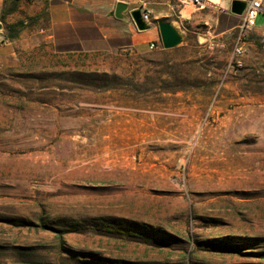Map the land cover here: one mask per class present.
Instances as JSON below:
<instances>
[{"label":"rangeland","instance_id":"374dc122","mask_svg":"<svg viewBox=\"0 0 264 264\" xmlns=\"http://www.w3.org/2000/svg\"><path fill=\"white\" fill-rule=\"evenodd\" d=\"M215 18L124 57L4 47L0 264H264V43L235 65L240 19Z\"/></svg>","mask_w":264,"mask_h":264},{"label":"crops","instance_id":"0c3cea01","mask_svg":"<svg viewBox=\"0 0 264 264\" xmlns=\"http://www.w3.org/2000/svg\"><path fill=\"white\" fill-rule=\"evenodd\" d=\"M10 0H0V25L24 20L25 17H36L34 28L27 27L15 38L11 39L6 31H0V52L10 54L11 48H4L11 43L26 45L27 38H76L81 46L77 52L86 53L95 44H112L118 56L129 53L148 51L152 43H161L160 30L157 22L167 19L178 28L184 37V24L215 25V15L224 14L237 17L230 12V4L223 0H213L220 3L218 10L198 11L186 8L183 16H179L178 0H19L17 10L6 12ZM118 3H125L130 10L141 9L150 13V29L138 30L136 24L127 13L125 19H118L115 15ZM239 18V17H237ZM219 21V20H218ZM37 41V40H35ZM167 50V49H165ZM170 50V49H169ZM106 51H113L107 48Z\"/></svg>","mask_w":264,"mask_h":264},{"label":"built area","instance_id":"2783aa9c","mask_svg":"<svg viewBox=\"0 0 264 264\" xmlns=\"http://www.w3.org/2000/svg\"><path fill=\"white\" fill-rule=\"evenodd\" d=\"M231 4L233 0H225ZM248 2V6L242 16L239 17L240 23L237 26V34L235 40V48L233 53V59L235 65L242 66V58L244 57V47L247 41L253 37L258 36L260 41L264 43V25L261 30H257V19L260 15L264 16V0H244ZM179 2V16H183V10L186 8L195 9L198 11L206 10H218L220 9V3L213 0H178ZM143 18L149 23L150 13L143 12ZM158 48V44L152 43L150 49Z\"/></svg>","mask_w":264,"mask_h":264},{"label":"water","instance_id":"95a60500","mask_svg":"<svg viewBox=\"0 0 264 264\" xmlns=\"http://www.w3.org/2000/svg\"><path fill=\"white\" fill-rule=\"evenodd\" d=\"M248 6V2L244 0H233L230 4V12L240 17L244 14L246 8ZM130 8L125 3H118L116 8V17L118 19H125V15L128 13L134 23L136 24L138 30L146 31L150 29V24L146 22L143 18V11L141 9H135L129 11ZM157 25L160 30L161 43L164 49H174L179 47L183 41L184 37L181 34L180 30L176 28L171 21L166 19H161L157 22ZM2 29V25H0V30Z\"/></svg>","mask_w":264,"mask_h":264},{"label":"trees","instance_id":"16d2710c","mask_svg":"<svg viewBox=\"0 0 264 264\" xmlns=\"http://www.w3.org/2000/svg\"><path fill=\"white\" fill-rule=\"evenodd\" d=\"M18 1H19V0H14V3H15L14 5H15V6L17 5ZM14 9H15V8H14ZM14 9L12 8V10H10V11H13ZM5 13L7 14V13H9V12L6 11ZM17 26H19V27H20V30H21V29L24 28L25 24H24V22H19V23H17L15 26H10V28H11V29H14V28L17 27ZM20 30H18V31H20ZM18 31L13 32V33H10V35H9L10 38H11V39L15 38V37L18 35Z\"/></svg>","mask_w":264,"mask_h":264},{"label":"bare ground","instance_id":"6f19581e","mask_svg":"<svg viewBox=\"0 0 264 264\" xmlns=\"http://www.w3.org/2000/svg\"><path fill=\"white\" fill-rule=\"evenodd\" d=\"M223 3L228 4L225 0H223Z\"/></svg>","mask_w":264,"mask_h":264}]
</instances>
